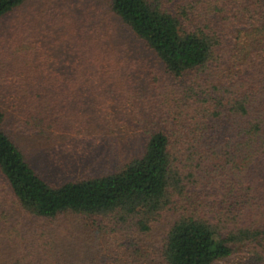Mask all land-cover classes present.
Instances as JSON below:
<instances>
[{
	"label": "trees",
	"instance_id": "16d2710c",
	"mask_svg": "<svg viewBox=\"0 0 264 264\" xmlns=\"http://www.w3.org/2000/svg\"><path fill=\"white\" fill-rule=\"evenodd\" d=\"M106 1L0 0V264H264V0ZM111 16L132 46L105 41ZM41 32L70 41L60 65ZM106 99L142 139L107 173L49 183L2 128L100 139Z\"/></svg>",
	"mask_w": 264,
	"mask_h": 264
},
{
	"label": "rangeland",
	"instance_id": "374dc122",
	"mask_svg": "<svg viewBox=\"0 0 264 264\" xmlns=\"http://www.w3.org/2000/svg\"><path fill=\"white\" fill-rule=\"evenodd\" d=\"M32 1L38 7L36 4H39L42 0ZM46 1L54 2L55 0ZM84 3V10L90 15L100 17L103 15V10L107 9L106 0H84ZM45 4L46 6L49 5V3ZM72 11L74 12L73 8ZM104 21L106 23L109 21L108 25L113 29L109 34V38L105 40L108 41V44L111 45L113 43V46H116L117 42L118 44L124 42L129 46L133 45L132 36L113 16ZM45 35H47L45 32H41L38 35V44L44 51L52 52L55 64L60 65L61 63L58 60L61 59L59 53L64 52L68 48L67 46L70 45V41L59 38L50 42V39L44 37ZM142 53L148 56V51L143 49ZM141 61L145 66H152V58L150 56L145 61ZM4 98V93L2 92L0 104L8 112L9 107L2 104L5 102ZM106 104L105 107H101L96 102L86 114L87 124H90V120L94 121L97 114L108 117L110 114L107 115V112H110L115 117L116 125L111 130V133L106 131V135L100 139L93 137L97 132L96 125H94V129L92 127H88L87 129L81 128L82 131L76 135L71 132L67 137L65 136L62 139L56 137L42 139L28 135L11 124L10 116L4 119L2 128L21 148L29 163L49 183L58 184L66 179H77L88 175L107 173L119 168L132 156H136L141 150L142 139L139 128H136L137 130H123L124 127L118 121L122 117V112L116 107L118 105L113 104L111 99H106ZM85 107V104H80L78 109L83 111L86 110ZM248 256V253L242 246H234L227 256L217 261V264H249Z\"/></svg>",
	"mask_w": 264,
	"mask_h": 264
}]
</instances>
